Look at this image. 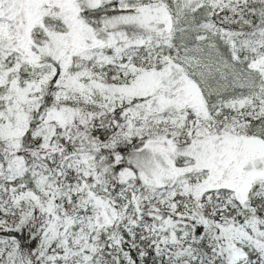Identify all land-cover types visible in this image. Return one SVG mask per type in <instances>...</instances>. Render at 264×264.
Here are the masks:
<instances>
[{
    "label": "snow or ice",
    "instance_id": "6c2138e0",
    "mask_svg": "<svg viewBox=\"0 0 264 264\" xmlns=\"http://www.w3.org/2000/svg\"><path fill=\"white\" fill-rule=\"evenodd\" d=\"M0 264H264V0H0Z\"/></svg>",
    "mask_w": 264,
    "mask_h": 264
}]
</instances>
